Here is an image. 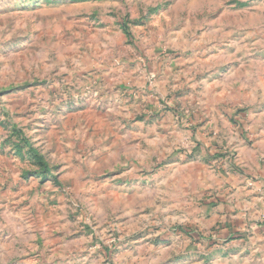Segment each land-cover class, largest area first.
I'll return each instance as SVG.
<instances>
[{
	"label": "rangeland",
	"instance_id": "1",
	"mask_svg": "<svg viewBox=\"0 0 264 264\" xmlns=\"http://www.w3.org/2000/svg\"><path fill=\"white\" fill-rule=\"evenodd\" d=\"M259 121L264 0H0V264H264L196 234Z\"/></svg>",
	"mask_w": 264,
	"mask_h": 264
},
{
	"label": "crops",
	"instance_id": "2",
	"mask_svg": "<svg viewBox=\"0 0 264 264\" xmlns=\"http://www.w3.org/2000/svg\"><path fill=\"white\" fill-rule=\"evenodd\" d=\"M259 122L242 130L254 143L246 145L242 137H235L234 159L219 173H210L208 195L201 205L203 221L197 226L198 240L206 233L210 245L247 244L264 253V122ZM199 137L203 140L197 151L206 157L202 162L207 166L206 159L216 150V143L206 134Z\"/></svg>",
	"mask_w": 264,
	"mask_h": 264
}]
</instances>
